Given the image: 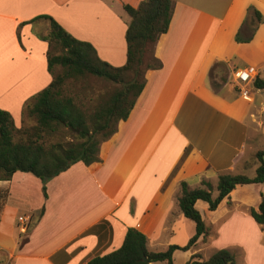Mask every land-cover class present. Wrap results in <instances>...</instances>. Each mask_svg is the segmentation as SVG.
Returning <instances> with one entry per match:
<instances>
[{
	"label": "crops",
	"instance_id": "1",
	"mask_svg": "<svg viewBox=\"0 0 264 264\" xmlns=\"http://www.w3.org/2000/svg\"><path fill=\"white\" fill-rule=\"evenodd\" d=\"M141 1L0 0V109L19 127L24 101L52 80L50 21L41 16L121 66L130 22L124 4ZM148 52L144 61L149 55L156 65L146 63L144 87L127 119L100 141L97 161L75 162L45 180L21 171L0 179V264H86L117 249L130 227L146 236L150 252L184 246L195 223L179 210L181 182L216 184L223 172L255 176V154L264 150V89L254 86L264 80V0H171L169 28ZM249 66L256 74L245 99L234 72ZM261 195L264 182L238 185L215 210L203 200L194 204L209 230L225 222L217 227L234 236L226 248L235 259L241 255L235 264H264L261 257L249 262L261 246L249 244V228L264 237V224L249 218ZM19 216L27 219L25 230ZM206 239L174 250L173 263L194 254L207 259Z\"/></svg>",
	"mask_w": 264,
	"mask_h": 264
},
{
	"label": "trees",
	"instance_id": "2",
	"mask_svg": "<svg viewBox=\"0 0 264 264\" xmlns=\"http://www.w3.org/2000/svg\"><path fill=\"white\" fill-rule=\"evenodd\" d=\"M124 10L130 17L124 34L126 60L116 67L101 60L91 43L75 38L53 18L41 16L50 21V32L45 39L48 42L47 66L52 80L30 97L32 102L23 111V114L33 118L34 124L24 125L22 118L21 125L17 127L10 112L0 109V179H10L15 172L21 171L45 180L57 176L75 162L88 165L97 161L100 141L112 135L119 120L127 119L144 87L139 75L146 52L168 30L171 21V0H142L136 7L124 4ZM254 15L259 20V12L254 11ZM56 66H60L61 70L56 72ZM86 75L121 84V88L106 102L88 113L81 108L83 102H75L74 96L67 90L65 92L68 79ZM254 86L264 89V80L256 78ZM61 128L74 135V139L66 145L50 140L52 134ZM255 158L259 165L253 177L223 172L218 174L216 184L205 178L194 188L181 182L177 198L179 210L195 223V233L186 245H170L165 251L150 252L146 236L130 227L117 249L95 256L86 264H149L155 261L174 264V250H187L200 237L204 240L209 234L208 226L194 206L197 200L205 201L209 210H215L238 185L264 182V150L258 151ZM249 213L256 223L264 224L263 195L258 208H250ZM235 263L234 254L225 248L218 249L207 259L194 254L186 262Z\"/></svg>",
	"mask_w": 264,
	"mask_h": 264
},
{
	"label": "rangeland",
	"instance_id": "3",
	"mask_svg": "<svg viewBox=\"0 0 264 264\" xmlns=\"http://www.w3.org/2000/svg\"><path fill=\"white\" fill-rule=\"evenodd\" d=\"M253 24H254V21L252 20V22L248 24L247 28L254 27ZM147 54L150 55L149 52ZM149 55H146L147 58H145L144 64L142 65V67H140L141 73L139 75V80H143L144 71L146 70V63L147 64L154 63L152 62L153 60L148 57ZM114 66L116 67V65ZM60 70H61L60 66L55 67L56 72ZM130 75L132 76L131 73H129V76ZM263 78H264V75H263ZM120 88H121V84L119 82L111 81L108 79H104L103 77H97V76H92V75L79 76L75 79L70 78L67 80L65 84V92L67 90L70 94H72L75 98V102H83V105L81 106V108L86 113L90 112L91 109H93L95 106L99 105L100 103L106 102L110 98V96ZM259 94H261V97L259 96V98L264 99V91H261V93ZM24 102L25 103L23 105V109H25L26 105L32 101L30 98H28ZM255 103L258 105L259 102H255ZM177 104L178 102L173 103V105L171 106L169 110L170 114L171 112H173ZM22 118H23L24 125L34 124L33 118L27 116V114H23ZM73 139H74V135L63 128H61L57 132H54L52 136L50 137V140L52 142L59 141V142H62L64 145H66L69 141H72ZM250 217L252 216L249 213V218ZM251 222L253 223L254 221L251 220ZM222 223H225V222H223V220L218 221V223H216V225H214V227L210 228L209 230L210 232L207 236L206 243L203 245L204 253H206L207 255L213 254L218 249H222V248L227 249L226 246L231 243L230 241H232L231 239L234 237V236H229L225 232L226 226L217 227L219 224H222ZM245 236L246 235L244 234V237ZM253 236L255 237L257 236V239L255 241H253ZM248 237L250 239L249 244L252 245L253 247L256 244L261 245L259 246V248L258 246L255 247L254 249L255 251L253 252L254 254H250L249 262L251 263V259L256 258V257H261L262 259H264V246H262L264 245V242H261L262 240H264V237L263 239H261L259 233L257 231L252 232L250 228L248 232ZM253 255H255V257ZM235 261H238L240 263L242 262L240 254L237 255V258L235 259Z\"/></svg>",
	"mask_w": 264,
	"mask_h": 264
},
{
	"label": "built area",
	"instance_id": "4",
	"mask_svg": "<svg viewBox=\"0 0 264 264\" xmlns=\"http://www.w3.org/2000/svg\"><path fill=\"white\" fill-rule=\"evenodd\" d=\"M256 74V68L253 66L246 67L244 69L235 70L234 77L239 82V92L241 96L245 99L249 98L248 84L253 80ZM18 220L21 222V229H26L25 222L27 219L24 216H19Z\"/></svg>",
	"mask_w": 264,
	"mask_h": 264
},
{
	"label": "water",
	"instance_id": "5",
	"mask_svg": "<svg viewBox=\"0 0 264 264\" xmlns=\"http://www.w3.org/2000/svg\"><path fill=\"white\" fill-rule=\"evenodd\" d=\"M251 18H253L254 21H256V24H258V19L256 18V16L254 15V12H250L249 13ZM255 25V24H254Z\"/></svg>",
	"mask_w": 264,
	"mask_h": 264
}]
</instances>
